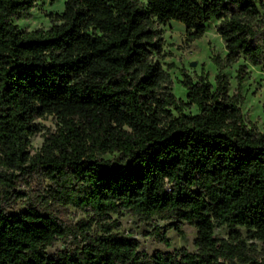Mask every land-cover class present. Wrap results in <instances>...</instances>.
Instances as JSON below:
<instances>
[{
	"label": "trees",
	"instance_id": "obj_1",
	"mask_svg": "<svg viewBox=\"0 0 264 264\" xmlns=\"http://www.w3.org/2000/svg\"><path fill=\"white\" fill-rule=\"evenodd\" d=\"M33 3L0 0V264H264L238 229L264 244V132L220 71L214 85L183 72V100L155 59L156 24L178 21L193 41L219 20L225 62L263 64L264 0H64L48 29L22 30L14 20ZM45 115L57 127L31 155ZM28 177L38 194L17 188ZM17 200L26 207L9 212ZM66 206L86 219L66 224ZM121 211L193 226L196 251L140 250L117 232ZM222 226L229 240L215 235ZM69 238L71 251L46 252Z\"/></svg>",
	"mask_w": 264,
	"mask_h": 264
},
{
	"label": "rangeland",
	"instance_id": "obj_2",
	"mask_svg": "<svg viewBox=\"0 0 264 264\" xmlns=\"http://www.w3.org/2000/svg\"><path fill=\"white\" fill-rule=\"evenodd\" d=\"M144 2V0H140ZM64 0H34L33 6L28 14L15 19L14 23L22 30L48 29L52 22L49 14L60 13L63 9ZM219 20H211L207 23V28L203 35L193 41L187 39V32L184 25L178 21L171 20L166 24H156L161 42V51L155 59L159 61L162 68L170 78L169 87L171 92L177 97L185 100L186 90L179 82L182 73L186 72L196 80L200 75L214 85L215 75L220 71L228 80V93L239 94L242 102L240 104L242 114L247 121L255 124L258 129L264 132V63L252 65L249 61L240 56L233 63L225 62L227 50L221 37L216 32ZM261 37L264 39V24L260 26ZM217 59V62L214 61ZM242 67V69H240ZM243 79L238 84V76ZM184 113L193 114L197 112L195 106L184 108ZM176 114V111H174ZM39 126V131L30 137L29 153L32 155L40 148L44 136L52 132L57 127V119L53 115H45L35 120ZM111 155H105L110 158ZM44 183V182H43ZM40 181L36 177H28L21 180L18 189L25 190L32 196L38 194ZM32 189V190H31ZM26 207L23 200H17L8 207L9 212H20ZM58 216L68 225H74L78 221L86 219V214L71 206L58 207ZM111 218L118 223L117 232L125 238H133L139 242V249L151 254L156 250L163 252H174L185 249L195 252L194 238L196 229L182 223L180 229L169 227V222L158 219L151 221H140L136 216L126 211L111 214ZM158 226L167 239V244L158 240L154 227ZM241 238L250 245L249 254L262 260L264 257V244L260 241L247 239L244 228L238 227ZM215 235L229 240L228 229L224 226L214 229ZM75 247L73 238L67 240L60 239L52 246L46 248L48 254H56L62 250L71 251ZM228 264H243L237 258L229 261Z\"/></svg>",
	"mask_w": 264,
	"mask_h": 264
}]
</instances>
